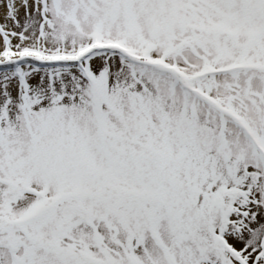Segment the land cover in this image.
Masks as SVG:
<instances>
[{"label": "snow or ice", "instance_id": "6c2138e0", "mask_svg": "<svg viewBox=\"0 0 264 264\" xmlns=\"http://www.w3.org/2000/svg\"><path fill=\"white\" fill-rule=\"evenodd\" d=\"M0 264H264V0H0Z\"/></svg>", "mask_w": 264, "mask_h": 264}]
</instances>
